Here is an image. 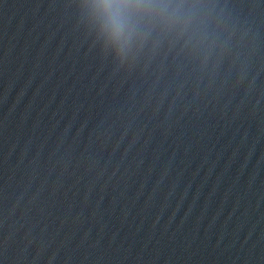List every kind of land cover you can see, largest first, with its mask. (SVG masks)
I'll list each match as a JSON object with an SVG mask.
<instances>
[{
	"label": "water",
	"instance_id": "95a60500",
	"mask_svg": "<svg viewBox=\"0 0 264 264\" xmlns=\"http://www.w3.org/2000/svg\"><path fill=\"white\" fill-rule=\"evenodd\" d=\"M85 3L0 0V264H264V0L124 61Z\"/></svg>",
	"mask_w": 264,
	"mask_h": 264
},
{
	"label": "clouds",
	"instance_id": "9594fccd",
	"mask_svg": "<svg viewBox=\"0 0 264 264\" xmlns=\"http://www.w3.org/2000/svg\"><path fill=\"white\" fill-rule=\"evenodd\" d=\"M85 7L98 39L121 61L134 58L156 29L193 46L203 38L198 0H86Z\"/></svg>",
	"mask_w": 264,
	"mask_h": 264
}]
</instances>
